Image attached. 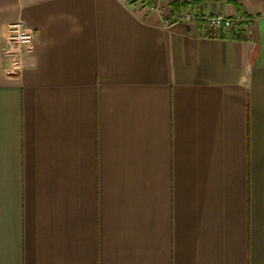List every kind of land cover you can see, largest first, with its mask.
<instances>
[{"label":"crops","instance_id":"0c3cea01","mask_svg":"<svg viewBox=\"0 0 264 264\" xmlns=\"http://www.w3.org/2000/svg\"><path fill=\"white\" fill-rule=\"evenodd\" d=\"M148 4L0 0V264H264V0Z\"/></svg>","mask_w":264,"mask_h":264},{"label":"built area","instance_id":"2783aa9c","mask_svg":"<svg viewBox=\"0 0 264 264\" xmlns=\"http://www.w3.org/2000/svg\"><path fill=\"white\" fill-rule=\"evenodd\" d=\"M141 2H145L148 4V0H139ZM149 10L156 12L160 15H163L164 8L159 5L155 4H148ZM193 16L191 14H186L185 19L191 20ZM202 20L206 21L208 24L213 26H221L226 18L223 14H217L214 16H203L200 17ZM35 38V31L23 19H18L14 22H10L7 24L6 29V46L5 49L11 52L14 56H17L19 51H21L26 46H31L34 42ZM11 64L13 65L14 69H19L21 66V60L17 57L11 60Z\"/></svg>","mask_w":264,"mask_h":264}]
</instances>
